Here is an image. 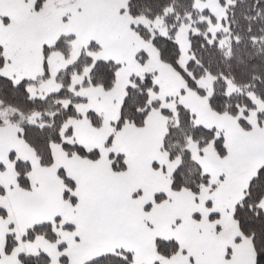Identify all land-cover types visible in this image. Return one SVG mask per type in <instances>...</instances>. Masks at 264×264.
<instances>
[{"label": "snow or ice", "instance_id": "1", "mask_svg": "<svg viewBox=\"0 0 264 264\" xmlns=\"http://www.w3.org/2000/svg\"><path fill=\"white\" fill-rule=\"evenodd\" d=\"M0 264H264V0H0Z\"/></svg>", "mask_w": 264, "mask_h": 264}]
</instances>
